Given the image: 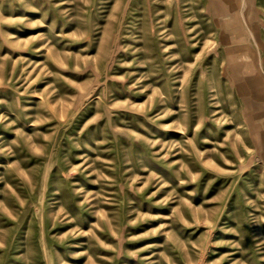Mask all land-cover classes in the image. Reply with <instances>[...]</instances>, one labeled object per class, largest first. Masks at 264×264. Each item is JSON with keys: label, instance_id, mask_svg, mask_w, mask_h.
<instances>
[{"label": "rangeland", "instance_id": "1", "mask_svg": "<svg viewBox=\"0 0 264 264\" xmlns=\"http://www.w3.org/2000/svg\"><path fill=\"white\" fill-rule=\"evenodd\" d=\"M0 264H264V0H0Z\"/></svg>", "mask_w": 264, "mask_h": 264}]
</instances>
